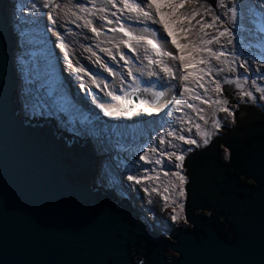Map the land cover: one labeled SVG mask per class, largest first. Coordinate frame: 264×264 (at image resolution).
Segmentation results:
<instances>
[{
	"label": "water",
	"instance_id": "water-1",
	"mask_svg": "<svg viewBox=\"0 0 264 264\" xmlns=\"http://www.w3.org/2000/svg\"><path fill=\"white\" fill-rule=\"evenodd\" d=\"M9 6V0H0V264H146L138 253L150 258L151 243L180 254L177 261L152 264H246L257 251L264 264L262 111L234 103L231 95L239 91L223 86L237 106L236 126L221 127L222 136L183 161L190 180L185 216L194 230L171 232L174 241L189 233L180 238L183 245L171 244L137 226L126 200L118 210L110 191L92 188L95 159L88 141L72 137L70 144L65 133H56L52 119L34 125L18 116L15 65L22 69V54L13 58L15 18ZM126 93L129 107L151 96ZM242 175L253 179L256 189L240 182ZM197 210L211 217L194 218ZM218 216L225 223L219 224ZM237 240L238 247L225 248Z\"/></svg>",
	"mask_w": 264,
	"mask_h": 264
},
{
	"label": "clouds",
	"instance_id": "clouds-1",
	"mask_svg": "<svg viewBox=\"0 0 264 264\" xmlns=\"http://www.w3.org/2000/svg\"><path fill=\"white\" fill-rule=\"evenodd\" d=\"M10 1V12L14 15V22H11L14 31V49L13 58H17L22 54L21 66L22 69L17 71L15 65V74L17 77V88H16V98L18 103V116H22L23 119L32 124H43L42 122L48 123L49 120H53V128L57 134L60 131L65 133L69 143L71 144V138L75 140H80L82 142L88 141L90 150L92 153L94 161V175L92 177L91 186L94 189L103 191L106 195L107 191H110L114 198L118 202V210L122 204V199L128 202L131 209V213L136 215V224L139 226L141 224L148 234L157 235L159 238L174 244V240L171 239V232L182 229L189 230L192 232L194 226L187 222L185 216V205L188 194L186 192V186H190V180L185 174L188 169L178 168L186 177V183L181 185L185 191L183 197L179 196L180 188L171 187L170 182L174 185L178 183L177 178L171 173L177 172L173 167L179 163L175 161H169L166 156L161 157L159 153H150L152 159L161 158L162 165H155L145 163L139 160V156L143 155V152L150 147H159L165 152L176 151L178 154L183 153L185 159L189 154H193V151L200 152L205 148L209 147L210 143L216 139V137L222 136L225 131L221 127H226L233 129L236 126L235 118L236 115L228 116V122L224 119H219L221 127L216 129L212 127L214 123V118L211 122V126L208 128H202L204 131L211 132L213 134L210 137V142L208 145L202 143V137L197 139L198 133L195 127L192 128V132L187 130H181L179 134L185 135L193 139H197L198 145H187L183 141L176 142L174 136H169L164 133L166 124L168 122H173L174 119L169 117L171 109H179V119L181 123L185 125H191L192 121L195 119V112L187 107H178L175 105V100L180 99L184 105L187 103H195L189 99V97L183 93L181 81H174L176 85V91L172 94V98L166 97L164 109L161 112L154 111L151 115L147 113H142L127 117V116H106L104 113L94 104H92L86 93L83 92L76 84L72 75L67 72L64 68V60L61 50L57 47L58 45H67L69 47L78 39L80 31H87L91 33L88 29L79 27L78 25L82 22L72 23L71 19L65 16V5L67 2H74L72 6L75 8L74 0H9ZM207 5L200 12V14H213L219 15L224 19L225 25L228 27L237 24L235 34H233V43L230 45L231 56L228 57L229 60L236 59L235 72L220 73L218 78L222 81L225 79L235 80L237 77H241L246 73L249 77L245 87L252 86V79L255 78L258 84L264 87V76L259 75L264 73V40L261 39L264 36V0H223L226 9L235 7L237 10L236 20L233 23L229 20L231 12L227 14H220V5L216 4L218 1L222 0H200ZM79 3H84L88 7H92L88 0H77ZM99 4V0H97ZM191 1L188 2L190 4ZM210 7H209V5ZM47 5V6H46ZM56 5H60L58 8ZM75 11V10H73ZM111 11H117L116 9H111ZM110 15V14H109ZM121 19L124 20L126 24H131L132 27L139 31L145 25L127 20L123 14ZM115 19V17H111ZM209 20L211 18H208ZM96 23H101L98 19ZM187 24V21L185 22ZM148 27L159 28V25H153L151 22L148 23ZM111 27V26H107ZM195 29L193 33L189 36V39L195 38ZM110 35V36H108ZM115 33L108 32L99 38H107L111 40ZM57 39H59L58 42ZM236 39V40H235ZM174 50V49H170ZM126 54L127 49H123ZM136 55V54H131ZM142 58L143 54L140 53ZM32 59H38L39 65L35 62H31ZM247 61V66L241 68L240 64ZM142 62L147 63V60ZM133 68V64L130 65ZM108 79H116L117 77H112L109 73L101 69ZM158 70V69H157ZM90 72V71H88ZM136 75V73L134 72ZM159 77V76H158ZM127 83L123 85L125 88L130 82L131 77H129ZM26 85V90L24 89ZM162 85H166L163 81L159 84L160 89H164ZM234 86L227 83H223L222 86ZM167 88L171 90V87ZM248 89V87H246ZM239 91L231 95L234 99V103L241 105L242 108L247 106H255L262 111L264 115V99H259L258 96L255 101L251 98H245L240 95ZM249 90V89H248ZM128 91H143L138 88H130ZM126 91V92H128ZM203 95V90H198ZM46 92V96L42 97L41 93ZM150 97L147 98L150 105H156L159 101H155L151 92ZM125 96V89L122 91L121 96ZM260 95H264L261 94ZM37 98V101H35ZM236 98L237 101H236ZM23 99L25 100V107L23 106ZM219 99V98H218ZM228 99V98H227ZM187 100V101H186ZM109 103H118L121 101L108 100ZM124 99V105H125ZM146 105V104H145ZM144 105V106H145ZM234 105V104H232ZM24 108L26 112L24 113ZM203 108V107H198ZM204 109V108H203ZM218 106L214 103V113ZM117 110L125 111V107H118ZM237 110V106L232 110L234 112ZM166 112V113H165ZM207 119L209 118L208 110L204 109L201 113ZM87 117V119H85ZM100 119V124H98L94 118ZM116 119V120H114ZM191 120V124L188 122ZM34 121V122H33ZM205 123L204 121H202ZM136 123H150V126L142 131H131L130 129L123 128L122 126L127 124ZM200 136V135H199ZM163 137H167L166 144H160V140ZM202 138V139H201ZM175 145V148H171L169 145ZM191 149V151H187ZM184 159V160H185ZM100 164H102L103 171L100 170ZM154 170V171H153ZM164 171L170 173L169 176L164 177L162 174ZM159 174L161 176L160 180H152L150 182L135 184L133 181H128V175L144 176L151 175L155 176ZM240 182H244L247 187H252L256 189L257 184L253 179L246 180L244 176H239ZM155 181V182H154ZM162 184V190L165 186H169L170 199L176 201L172 207L176 208V213H178V219L172 220L171 216L173 214L172 207H168L163 196L161 200L158 199V195L155 192H151V188L154 186H159ZM148 187L149 192H145L144 188ZM168 203H171L169 200ZM184 205L183 209H180L179 204ZM200 215L202 218L209 220L211 217V212L205 210H197L194 212L193 217ZM218 223H225L224 219L218 216ZM230 235V236H229ZM232 234H228L231 239ZM142 247L145 248L144 242ZM133 251V250H132ZM135 252V251H134ZM173 252V251H172ZM172 252L168 253L169 259L172 258ZM178 255V253L173 252ZM138 257L142 260L141 255L138 253ZM173 259V258H172ZM179 259V258H178ZM175 259L173 261H177Z\"/></svg>",
	"mask_w": 264,
	"mask_h": 264
},
{
	"label": "snow or ice",
	"instance_id": "snow-or-ice-1",
	"mask_svg": "<svg viewBox=\"0 0 264 264\" xmlns=\"http://www.w3.org/2000/svg\"><path fill=\"white\" fill-rule=\"evenodd\" d=\"M51 2V0H49ZM189 0H88V3L92 7H88L84 3H79L76 5L77 11H73L68 5H65V16L71 19L72 23L82 22L78 26L88 29L95 37L99 38L108 32L115 33L108 43L114 45V47L119 51V59L117 55L114 54L112 48L100 47L99 44L96 45L99 51L105 53L110 60L105 62L102 60L101 56L93 51L92 47H88L85 51L91 53V57H95V63L99 65L104 71L109 73L112 77L117 76V72L109 64L112 61H123L124 65L127 66V77H131V80L138 82L137 75L134 74L133 68L130 66L134 63V57L130 54H126L123 49H127L128 53L136 54L135 59L147 60L146 67L153 70L147 71L148 76H160L161 73L169 81H182V91L186 94L192 101H200L202 104H212L215 103L218 106V110L221 112L229 113L230 115H235L232 110L227 107L229 101L226 97H223L224 88L223 83L229 85H235L236 89L241 90L240 95L245 98H251L255 101L257 97L254 92L264 94V87L257 86L254 90H248L245 84L248 81V76L246 73L241 74V77H237L235 80H221L218 78L220 73L224 72H235L236 59L229 60V51L226 50L227 45L233 43V31L231 26L224 27L221 29L223 21L219 15H213L211 19H205L202 17L200 20H196V17L200 15L199 9L185 10V5ZM47 6V5H46ZM58 8L60 5H56ZM111 9H116L117 11H111ZM231 16L229 20L233 23L236 20L237 10L235 7L230 8ZM110 14V15H109ZM130 21L138 22L145 27L141 28L139 31L135 30L131 24H126L121 15ZM115 17V19H111ZM98 19L101 23L99 26L96 23ZM187 21V24L185 23ZM195 21V23H192ZM151 22L153 25H159V28L148 27V23ZM111 26V27H107ZM193 29L196 30L195 38L190 40L188 43H181V40L187 39L192 35ZM208 30H214L215 34L212 35ZM264 32V29H261ZM182 34V35H178ZM264 40V36L261 37ZM223 41V42H222ZM218 46V47H216ZM67 51L66 45H61ZM174 49V50H170ZM140 53L143 54L142 58ZM69 67L71 63L69 62ZM247 66V61L240 64L241 68ZM158 69V70H157ZM141 75L144 73L141 69L137 68L135 70ZM76 73H82L90 77L91 84L99 89L101 92H106V95L117 101H123L125 96L118 95L114 91V86L110 85L107 81L98 82V76L88 72L84 67L78 66L75 68ZM259 75L264 76V73ZM119 79L121 81V87L127 83L125 76L120 75ZM256 80H252V84H256ZM81 90L87 91L90 96L92 103L97 104V97L91 93L90 89H85L84 84L79 85ZM164 87V85H162ZM171 87L175 88L176 85L173 84ZM203 93H215L219 94L220 98L212 100L206 98ZM144 91L151 92L155 101H159L161 97L165 95L163 91L152 92V89H144ZM261 99H264V95H261ZM149 101H144L141 104H137L134 107H129L125 103L124 107L126 111H120L116 108L107 109L104 108L103 104H97V107L103 110L104 115L116 117L127 116L132 117L141 111L151 115L154 111H159V109H153L152 107H146ZM175 105L178 107H187L195 112L199 119L208 123V119L201 115L204 111L203 108H197L195 103H187L184 105L180 99L175 100ZM87 119V117H85ZM191 124V120L188 121ZM197 133L203 138L202 143L208 145L210 142L211 132L202 130L201 124L196 123L194 125ZM212 127L219 129L221 123L218 119L214 120ZM188 132H192V128L187 129ZM169 136H174L177 140L183 141L189 145H198L197 139L186 137L185 135L179 134V132H169ZM164 140H160V144H164ZM173 148L176 146L173 144ZM191 151V149H187ZM150 153H159L161 157L166 156L169 161L173 158L179 163L174 166L177 168H183V161L185 156L183 153H177L176 151L165 152L159 147H150L143 152V155L139 156V160L144 161L148 164L162 165L163 161L161 158L152 159ZM154 171V170H153ZM164 177L170 175L169 172L164 171L162 174ZM174 175L178 183L171 185V187L180 188L179 196L183 197L185 191L181 185L186 183V177L181 174L180 171L171 173ZM161 176L159 174L155 176L144 175H128L127 180L133 181L135 184L139 185L142 183L150 182L152 180H160ZM145 192H149L148 187L144 188ZM151 192L158 193L163 196V200L168 207H172L176 201L168 203L170 200L169 186H165L161 192L158 186L151 188ZM180 209H183L184 205L179 204ZM173 213H176V208L172 207ZM172 220L178 219V213L171 216Z\"/></svg>",
	"mask_w": 264,
	"mask_h": 264
},
{
	"label": "bare ground",
	"instance_id": "bare-ground-1",
	"mask_svg": "<svg viewBox=\"0 0 264 264\" xmlns=\"http://www.w3.org/2000/svg\"><path fill=\"white\" fill-rule=\"evenodd\" d=\"M74 1H75V8L74 6H72L74 2H71V1L67 2L66 5H68V7L71 8L72 10L77 11L78 9L76 8V5L78 4V2L77 0H74ZM58 41L59 39H57L56 42ZM107 41H108L107 38H97L92 33H89L87 31H80L78 35V39L72 44V46L69 47L66 45L67 51L64 48H62L61 45L57 46L61 50L62 55H63L64 68L67 72H69L72 75L77 86L79 87L80 84H84L85 89H90L91 93L97 97V104H103L104 108H107V109H112V108L118 109V107L122 108L124 106V100L118 103H114V104L109 103L108 100H111V98L106 95V92H101L99 89H96L91 84L90 77L82 73H76L75 72L76 67L82 66L87 71H90L92 74L97 75L98 82L107 81L110 85L114 86V91H116L118 95H121L124 89L126 92L130 88H138L140 90L150 88L152 89V92L163 91L165 95L162 97V99L159 101L158 104L156 105L146 104L145 105L146 107H152L153 109H159L158 112H161L164 109V106H165L164 102L166 100V97L172 98L171 95L174 94L175 91L177 90L176 88L171 87V85L175 84L174 80L169 81L167 77L163 75V73H161L159 77L158 76H148L147 71H150L153 69L146 67L147 63L141 62V60L139 59H135L136 55H132L134 57L133 70L138 77V82H134L131 80V82L125 88L121 87V81L119 79V76L123 75L125 76L126 79L129 78L127 77V66L124 65V62L119 61V63H117L116 61H112L109 64L110 67L114 66L117 72V76H116L117 78L111 80V79H108L106 75L102 72L101 70L102 68L99 67L97 63H95V57H91V53L85 51L86 48L92 47L93 51H96L97 54L101 56L102 60H104L105 62H108L110 60V57H108L105 53H102L99 51V48L96 47V45L99 44L100 47L112 48V51L114 52V54L117 55V58L119 59V51L114 47L113 44L108 43ZM69 62L71 63V67L68 66ZM137 68L141 69L144 74L141 75L139 72H136L135 70ZM162 81L166 84L163 87L164 89H160L159 87V84ZM167 84L169 87H171V90L167 88ZM82 91L86 93L89 101L92 103V100L90 96L88 95L87 91L85 90H82ZM97 104H94V105L97 106ZM99 109L103 112L101 108ZM142 113L143 112L141 111L140 113H138L137 116L141 115ZM94 119L98 124H100L99 118L95 117ZM149 126H150V123H136V124L131 123V124L124 125L122 127L130 129L131 131L142 132L146 130Z\"/></svg>",
	"mask_w": 264,
	"mask_h": 264
},
{
	"label": "rangeland",
	"instance_id": "rangeland-1",
	"mask_svg": "<svg viewBox=\"0 0 264 264\" xmlns=\"http://www.w3.org/2000/svg\"><path fill=\"white\" fill-rule=\"evenodd\" d=\"M189 1H191V3L190 4L186 3L185 10L199 9L200 12H201V11H203V9L205 8V6L207 5L206 3L201 2L200 0H189ZM216 4H219L220 5V8H221L220 9V14L221 15L227 14L229 12L230 8H231L230 7L227 10L223 0L222 1H218ZM209 7H210V5H209ZM212 16H213V14H211V13H209V14L203 13V14H200L199 16H197L196 17V20H200L202 17H204L205 19H208V18H211ZM221 20L223 21V24L221 25V29L224 28V27H228L227 25H225L224 19L221 18ZM192 23H195V21H192ZM236 28H237V24L232 25L233 34H235ZM208 31L212 35L215 34V31L214 30H208ZM195 33H196V30H195ZM178 35H182V34H178ZM190 40H192V39L187 38V39L181 40L180 42L183 44V43L190 42ZM216 47H218V46H216ZM226 50L229 51V53H230L229 56H231L230 45H227L226 46ZM34 60L37 63V65H39L38 59H32L31 62H34ZM248 79H249V77H248ZM252 80H255V78H253ZM180 82L181 81L177 82V84H179ZM257 86H261L262 87V85L261 84H258V83L252 84V86H248L247 85L246 87H248L249 90H254L255 87H257ZM254 94H255V92H254ZM204 96L206 98H210L212 100H215V99L220 98V95L219 94H215V93H212V92L204 93ZM256 96H258L259 99L261 98L260 93H257L256 92ZM223 97H225L224 94H223ZM237 99L238 98H236V101H237ZM228 101H229V99H228ZM195 104H196L197 108L198 107H203L204 109L208 110V112H209V118H208V123L207 124L206 123H203L202 120L199 119V116L195 113V119L192 121V124L191 125H185V124L181 123L180 121H178L180 110L179 109H171L170 110V113H169V117L170 118H173L174 121L173 122L170 121V122H168L166 124V128L164 130V133L165 134H168L169 132H180L181 130H184L185 131L189 127L193 128L196 123H200L202 128H208V127L211 126V122H212L213 118L215 120L216 119L219 120L221 118V119H224L226 122H228L229 113L221 112L218 109L216 110V113H214V103H212V104H202L200 101H195ZM227 107H229L231 110H233L235 108V105H232V104L228 103ZM211 133L213 134V131H211ZM199 137H201V136H199V134H198L197 139H199ZM163 140L165 141L164 144H166L167 137H163ZM176 142H179V140L176 139ZM187 145H189V144H187ZM169 146L171 148H173L171 144ZM100 170H101V172L103 171L102 164H100ZM170 183H171V185H174L173 182H170ZM173 200L174 199H172V198L170 199L171 202Z\"/></svg>",
	"mask_w": 264,
	"mask_h": 264
},
{
	"label": "flooded vegetation",
	"instance_id": "flooded-vegetation-1",
	"mask_svg": "<svg viewBox=\"0 0 264 264\" xmlns=\"http://www.w3.org/2000/svg\"><path fill=\"white\" fill-rule=\"evenodd\" d=\"M173 169H175L176 171H180L177 167H173ZM160 189H161V192H162V184L158 186ZM158 199L161 200V196L160 194H158ZM100 202V201H98ZM189 233H186V232H181L179 234H177V239L174 241V244H181L183 245V242H180V238L183 236V235H188ZM230 236V235H229ZM187 242V241H186ZM241 244V240H237L233 243H230L228 245H226L225 248L227 249H232V248H236L238 247L239 245ZM172 248H169V247H166V246H162V244H157V245H154L153 243H151V255H150V258H146L145 255H141V257L146 261V264H152L154 263L155 261H158V260H164V261H173L175 259H178L180 257V254L178 253L175 254L173 253V249L171 250ZM172 252V258L170 257L169 259V256H168V253L169 252ZM260 254L259 252H255V255H251V257H248L247 258V261H246V264H260ZM147 259V260H146Z\"/></svg>",
	"mask_w": 264,
	"mask_h": 264
}]
</instances>
